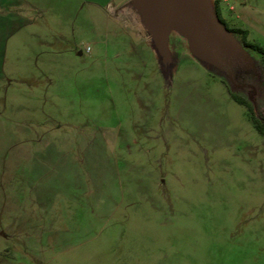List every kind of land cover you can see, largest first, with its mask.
<instances>
[{"label":"rangeland","instance_id":"374dc122","mask_svg":"<svg viewBox=\"0 0 264 264\" xmlns=\"http://www.w3.org/2000/svg\"><path fill=\"white\" fill-rule=\"evenodd\" d=\"M130 0H47L0 49V264H264V72H213ZM218 2L264 47V0ZM240 41V37L235 35Z\"/></svg>","mask_w":264,"mask_h":264},{"label":"water","instance_id":"95a60500","mask_svg":"<svg viewBox=\"0 0 264 264\" xmlns=\"http://www.w3.org/2000/svg\"><path fill=\"white\" fill-rule=\"evenodd\" d=\"M160 67L170 73V36L185 41L188 54L207 69L233 81V68H253L247 49L217 19L211 0H130Z\"/></svg>","mask_w":264,"mask_h":264},{"label":"crops","instance_id":"0c3cea01","mask_svg":"<svg viewBox=\"0 0 264 264\" xmlns=\"http://www.w3.org/2000/svg\"><path fill=\"white\" fill-rule=\"evenodd\" d=\"M47 0H0V49L5 38L11 35V29L18 19L24 24L31 23L33 19L27 13L41 15Z\"/></svg>","mask_w":264,"mask_h":264},{"label":"trees","instance_id":"16d2710c","mask_svg":"<svg viewBox=\"0 0 264 264\" xmlns=\"http://www.w3.org/2000/svg\"><path fill=\"white\" fill-rule=\"evenodd\" d=\"M220 10L218 7V2H215V14L217 19L219 20L218 16H219ZM229 32L233 33L234 35H237L240 37V42L241 44L246 48L249 49L251 51H253L254 53H256L257 55H259L260 57V64L262 66L263 72H264V47L255 44V43H250L247 41V36H248V32L246 30L243 29H239V28H230L226 23L223 25ZM231 99L246 108L248 114H249V120L252 124V126L254 127V129L256 130V132L264 139V116L261 119H257L252 111V108L250 106V104L243 98L235 95V94H231Z\"/></svg>","mask_w":264,"mask_h":264},{"label":"flooded vegetation","instance_id":"af4514ba","mask_svg":"<svg viewBox=\"0 0 264 264\" xmlns=\"http://www.w3.org/2000/svg\"><path fill=\"white\" fill-rule=\"evenodd\" d=\"M213 7H214V11H215V2H214V4H213ZM218 18H219V21H220V23H221L222 25H224V24L226 23V22L224 21V19L222 18L221 13H219ZM226 24H227V23H226Z\"/></svg>","mask_w":264,"mask_h":264}]
</instances>
